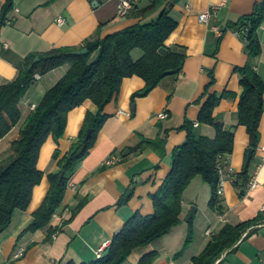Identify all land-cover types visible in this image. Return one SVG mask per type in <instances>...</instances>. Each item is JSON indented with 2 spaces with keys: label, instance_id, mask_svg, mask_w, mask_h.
I'll return each mask as SVG.
<instances>
[{
  "label": "crops",
  "instance_id": "obj_1",
  "mask_svg": "<svg viewBox=\"0 0 264 264\" xmlns=\"http://www.w3.org/2000/svg\"><path fill=\"white\" fill-rule=\"evenodd\" d=\"M151 1L136 0L135 9L127 17H120V0H15V9L10 14L12 24L4 27L0 34V87L17 79L30 56L40 58L56 48L80 51L88 41L99 36L104 38L157 18L160 12L147 19L139 15ZM6 2L0 0V16ZM261 2L263 0H171L170 16L177 22V28L166 44L186 55L183 71L169 75L148 96L135 101L134 95L146 87L145 80L134 76L123 81L119 93L105 110L107 119L95 146L70 176L63 204L51 223L36 232L24 233L48 195L49 175L60 170L54 159L56 150L66 154L77 141L86 115L96 114L98 108L88 100L70 112L65 137L60 142L50 138L41 151L39 168L45 177L34 191L30 208L18 210L11 227L0 237V264L90 263L106 256L115 235L135 214L152 216L155 213L152 196L172 171L174 151L187 142L186 123L192 122L195 126L199 122L202 108L209 99L206 89L213 79L210 93L222 97L215 119L235 134L230 164L237 174L244 170L251 140L247 128L238 125L244 88L237 68L245 67L250 57L247 42L233 32V27L251 16ZM214 6L219 8L218 19L210 24L200 22L199 15ZM59 17L65 18L64 26L58 25ZM216 26L224 29L222 35L215 32ZM260 38L262 53L252 64L264 82V25ZM133 55L139 60L143 52L136 50ZM70 68L71 65L66 64L46 75L38 74L40 79L20 103L21 121L0 140V164L10 161L12 145L33 113L31 106H39L46 93ZM163 112L169 114L167 119L159 118ZM195 130L205 136H215L211 126L200 124ZM260 134L259 147L264 142V112ZM158 138H166L164 157L154 149L141 148L144 140ZM259 147L254 153L251 172L262 158ZM259 182L260 186L251 191L238 189L236 182L227 183L213 209L210 206L213 189L197 177L184 195L182 223L169 235L136 251L125 264H140L151 253L157 254L154 264H191L226 225H239L264 216V169ZM131 192L129 201L122 203ZM83 202L85 205L74 216ZM194 206L198 208L193 218L194 242L178 255L184 249L190 228L188 218ZM54 229L56 238L49 239V232ZM20 248H26V254L14 260ZM219 264H264V225L251 228Z\"/></svg>",
  "mask_w": 264,
  "mask_h": 264
},
{
  "label": "trees",
  "instance_id": "obj_2",
  "mask_svg": "<svg viewBox=\"0 0 264 264\" xmlns=\"http://www.w3.org/2000/svg\"><path fill=\"white\" fill-rule=\"evenodd\" d=\"M56 1V0H52ZM171 0H153L139 15L147 19L156 13L160 15L150 21L141 22L122 31L100 36L88 41L80 50L88 49L86 55L75 54L73 48H56L40 56L33 65L36 56L27 58L16 80L0 87V140L5 138L22 119L20 103L36 82V76L70 64L66 75L44 96L37 109L28 117L21 128L20 137L12 145L11 159L0 164V237L11 227L18 210L30 208L34 191L45 177L39 168V159L44 145L50 138L60 142L67 129L71 111L91 100L98 112L86 115L78 139L66 154L57 149L54 159L59 166L58 173L49 175L51 188L48 195L34 214V221L24 233L36 232L49 225L63 204L70 176L78 169L96 144L97 135L107 119L105 110L119 93L126 78L139 76L146 82L143 91L134 95L148 96L166 77L183 71L186 55L176 48H170L166 42L177 28V22L170 16ZM15 9V0H7L0 16V34L6 27L10 14ZM264 25V0L258 4L254 13L244 18L233 29L250 27L247 50L250 60L245 67L237 68L242 75L241 85L244 92L239 105V126L247 128L250 135V148L257 150L261 141L260 125L264 112V82L256 72L252 61L262 53L260 30ZM167 54H161V49ZM141 50L143 56L136 60L133 53ZM249 78V79H248ZM214 79L207 87L209 99L199 116L201 125L211 126L215 136H205L195 130L194 123L187 122V142L177 148L173 154L172 171L160 190L152 196L155 213L152 216L135 214L125 227L115 235L109 253L90 263L68 264H125L139 249L154 244L169 235L182 223L184 195L197 178L209 183L214 192L210 203L215 208L218 203L220 182L219 166L234 151L235 134L227 131L215 119V110L222 97L211 94ZM92 129L91 137H88ZM166 138L144 140L141 148L156 150L165 156ZM255 156L244 170L237 174L236 187L246 191L251 178V169ZM65 172L63 180L61 173ZM131 192L122 203L132 197ZM85 205L83 202L74 211V216ZM264 222V216L239 225H226L212 237L205 249L193 258L191 264H217L222 257L235 249L244 235L253 227ZM56 230L49 232L51 239ZM195 238L193 220L190 222L188 236L181 255L189 248ZM157 254L145 256L140 264H154Z\"/></svg>",
  "mask_w": 264,
  "mask_h": 264
},
{
  "label": "built area",
  "instance_id": "obj_3",
  "mask_svg": "<svg viewBox=\"0 0 264 264\" xmlns=\"http://www.w3.org/2000/svg\"><path fill=\"white\" fill-rule=\"evenodd\" d=\"M135 6H136V0H120L118 15L120 17H127L135 9ZM218 11H219V8L217 6L211 7L203 11L199 15L200 22L204 24H210L211 22L217 20ZM57 23L59 26H64L66 24V20L64 17H59L57 20ZM11 24H12V20H11V17H9L6 25L8 26ZM214 30L219 35H222L224 33V29L221 26H216ZM249 31H250V27L233 29V32L237 36L243 38L245 41L248 38ZM36 79H40V76L37 75ZM37 107H38L37 105H32L31 106L32 111H35ZM168 117H169V114L167 112H163L159 114L160 119H167ZM195 126L199 127L200 123L196 122ZM259 152L262 154V158L260 162L256 165V167L253 169V171L251 172V178L246 187L247 191L255 190L260 186L259 175L261 171L264 169V142L259 147ZM219 171H220V182H219V187H218V195L222 196L224 194L225 185L227 183H234L237 180V172L230 164V157L226 158L223 164L219 166ZM262 212L264 213V206L262 208ZM263 225H264V222L259 224L256 227H260ZM210 233L211 232H209V234ZM53 237L56 238V235H54ZM25 254H26V248H20L15 254L14 260H20L21 258L25 256ZM220 262L221 260H219L217 264H219Z\"/></svg>",
  "mask_w": 264,
  "mask_h": 264
},
{
  "label": "water",
  "instance_id": "obj_4",
  "mask_svg": "<svg viewBox=\"0 0 264 264\" xmlns=\"http://www.w3.org/2000/svg\"><path fill=\"white\" fill-rule=\"evenodd\" d=\"M87 53H88V49H84V50H80V51H76V52H75V54H77V55H86ZM160 53H161V54H167L168 51H167V49L163 48V49L160 50ZM39 61H40V58H36L34 64H36V63L39 62ZM34 64H33V65H34ZM248 79H249V78H248ZM92 133H93V130L90 129V130H89L88 137H91ZM233 133H234V130H233ZM254 153H255V149H250V150H249L248 164H250V163L252 162V160H253V156H254ZM64 176H65V172H62V173H61V176H60V180H61V181L63 180ZM197 211H198V208H197L196 206H194V207L192 208V211H191L190 216H189V218H188V222H191V221L193 220V218H194L195 215L197 214Z\"/></svg>",
  "mask_w": 264,
  "mask_h": 264
}]
</instances>
